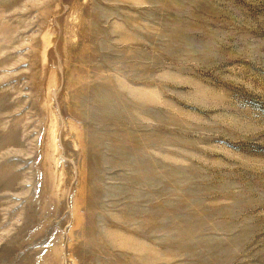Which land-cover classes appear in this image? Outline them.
Returning a JSON list of instances; mask_svg holds the SVG:
<instances>
[{
  "label": "rangeland",
  "instance_id": "obj_1",
  "mask_svg": "<svg viewBox=\"0 0 264 264\" xmlns=\"http://www.w3.org/2000/svg\"><path fill=\"white\" fill-rule=\"evenodd\" d=\"M0 264H264V0H0Z\"/></svg>",
  "mask_w": 264,
  "mask_h": 264
}]
</instances>
